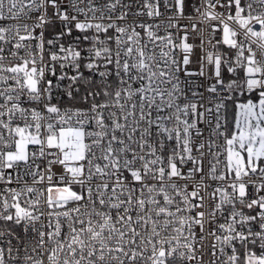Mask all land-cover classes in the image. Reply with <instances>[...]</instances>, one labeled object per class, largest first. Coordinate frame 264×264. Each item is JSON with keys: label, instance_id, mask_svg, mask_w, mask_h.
<instances>
[{"label": "snow or ice", "instance_id": "obj_1", "mask_svg": "<svg viewBox=\"0 0 264 264\" xmlns=\"http://www.w3.org/2000/svg\"><path fill=\"white\" fill-rule=\"evenodd\" d=\"M191 7L0 0V264H264V0Z\"/></svg>", "mask_w": 264, "mask_h": 264}, {"label": "built area", "instance_id": "obj_2", "mask_svg": "<svg viewBox=\"0 0 264 264\" xmlns=\"http://www.w3.org/2000/svg\"><path fill=\"white\" fill-rule=\"evenodd\" d=\"M201 2H202V0H186L185 15H190V14L194 15V11H193V8L191 6L195 5V6L199 7ZM218 10H220V9H218ZM167 15H171V13L169 12V13H167ZM181 23H186V21H182ZM160 34L163 35L164 34L163 31H161ZM189 42L190 43L193 42L191 37L189 39ZM196 43H198V41H196ZM213 43H215V41H213ZM206 47H207V45H206ZM208 50H211V48H208ZM196 53H197V56L193 57V63L189 66L194 71H198V69H199V65L195 62L196 59L198 58L199 54H200L199 48L196 49ZM203 79L204 78H199V80L197 82H199L200 80H203Z\"/></svg>", "mask_w": 264, "mask_h": 264}]
</instances>
